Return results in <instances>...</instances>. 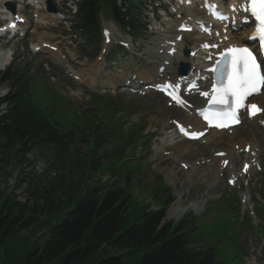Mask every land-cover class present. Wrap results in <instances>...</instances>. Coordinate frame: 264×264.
<instances>
[{
	"label": "trees",
	"instance_id": "16d2710c",
	"mask_svg": "<svg viewBox=\"0 0 264 264\" xmlns=\"http://www.w3.org/2000/svg\"><path fill=\"white\" fill-rule=\"evenodd\" d=\"M97 6L96 0H85L82 5L80 20L87 29L96 24ZM27 73L28 68L14 67L0 72V87L7 88L0 113V150L18 155L21 163L28 162L27 156L36 148L64 156L78 139L75 134L61 137L55 131L28 93ZM87 131V137L96 138L95 149L90 150L86 161L87 172L82 170L77 179L62 173L48 180L34 177L23 202L15 194L0 193V245L10 238L22 239L29 253L27 264H222L216 245L202 250L192 246L206 238L194 234L191 218L159 227L171 201L160 183L162 197L159 191L151 190L162 205L157 212L126 214L128 193L120 183L132 178L131 169L125 167L124 178L112 164L123 153L111 148L98 155L104 136L101 130ZM106 172L116 177L108 185L101 183L100 176L95 177ZM92 177L98 182L93 183Z\"/></svg>",
	"mask_w": 264,
	"mask_h": 264
},
{
	"label": "rangeland",
	"instance_id": "374dc122",
	"mask_svg": "<svg viewBox=\"0 0 264 264\" xmlns=\"http://www.w3.org/2000/svg\"><path fill=\"white\" fill-rule=\"evenodd\" d=\"M169 27L171 28V26ZM37 36H38L37 34L31 33L30 38L26 39L28 53H26L24 49H23L24 52L21 53L19 51L20 48L18 47V44L17 43L13 44V47H14L13 50H16L17 48V50L20 52V55L17 56L15 60V64L13 65L14 68H17V69L21 68L24 70L28 68V70L31 72L33 70L32 67L35 66V63H34V60L29 59V58H34L36 61V64L43 60L46 61L45 59L46 55L43 56L41 54H30L29 46H32L31 44H34L33 42L35 39H37ZM147 41L151 45L153 44L156 45L159 42H161V39L157 35H153L149 37ZM110 44L111 43H108L106 45L110 46ZM145 44H147V42H145ZM81 52L83 51L81 50ZM54 57L58 59L59 55L58 56L56 55ZM66 60L70 63V66L76 72L83 71L87 73L92 65L91 60L83 59L80 56V53L78 52V50H70L68 56H66ZM70 60H76L79 62L71 63ZM144 60L148 62L145 67L141 69H137V70H130L127 68L125 69L123 73L128 76H133V78H136V79L142 78L140 74L143 72L155 73L156 67L158 66V62H159L158 54L153 55V56H145ZM150 61L152 62L150 63ZM138 64H139L138 62L135 63V65H138ZM100 65L103 66V64H100ZM125 65L129 66L130 63L125 62ZM70 74L72 76H77L73 71H70ZM47 75L48 76H47L46 82L55 81L56 91L63 93V94L69 93L68 79H71V78L68 75H66V78L68 79H65L61 71L57 69L56 67H54L53 65L50 66V69ZM112 75L118 76V74H112ZM79 85L80 84L77 83V92L75 94L77 97H78L77 93L79 91V88H78ZM33 88L35 90V95L37 96V98L35 97V99L42 105L45 103L46 105L44 104L43 108L46 111L48 109L49 112L54 111V115L60 121H62L66 117V115H63L61 113V111L63 113L71 111V109L69 110L68 108L64 109V107L68 106V104L65 103L64 101H61L60 105H58L59 104L58 102H53V98L56 97V95L53 92L54 91L53 89L49 88L46 91L45 97L48 100L46 101L44 100L43 102V100L39 101L38 98L44 97V95H42L41 97H38V94H44V93H40L38 89L40 90L44 88V86H42L41 84L39 86H35V82H34ZM6 89H7L6 87H0V113L4 110L3 109L4 103L2 102V99L3 97H5L7 93ZM89 91L90 90H88V88L83 89V93L86 98H90L92 94H95V93L88 94ZM126 91H128V89L125 88V91H124L125 94L120 93L121 95H118V93L120 92L119 90H113V89L101 96H98L99 94H96L98 96V99L100 100V103L98 104L97 109L100 111V113L104 112L106 114L105 118L108 122L110 121L111 123H114V124L117 123L118 115L112 117L110 112H108L109 110L106 108L104 102H106L107 100L109 103L113 102L114 104H116V107L117 105L119 106V103H120L121 104L120 107L122 108V111L123 110L125 111V103L128 102V99H129V96H127L126 94H131L130 92H126ZM133 95H135L136 97L132 98L131 100L132 103L130 102L127 104V105L131 104V106H133L134 115L132 116V119L139 117L138 118L139 120L137 121L142 122V123L147 122L149 127H151L152 129L154 128L158 129L159 132H161L163 129L165 131L172 130V125L170 124V122H167L165 120V115H166V112H168L167 111L168 107L166 106V104H164L163 101L153 99L151 96H147L145 98H139L138 94H133ZM66 98L69 99L68 96H66ZM76 108H79V109L85 108L84 101L76 98V101L73 104V109H76ZM147 113L148 115H146ZM122 114L125 117V113L123 112ZM70 115H72V113H69L68 116ZM73 122L75 123L72 124V126H78L77 130L79 131H77V134L79 135L78 137L79 140L80 138L81 140L79 142L78 141L72 142L68 146L69 151H67L66 154H64V156L61 155L60 157L59 155L60 153L56 151H46V149L43 150L40 148H36L34 149L33 153L27 156L28 162L23 161V163H21L18 159V155L14 156L13 152L10 153V152H6L5 150H0V193L7 194L9 196H12L15 194L16 196L15 198L18 201L23 202L26 200V197H27L26 190L29 188V182L33 180L34 177H42L45 180H48V178L53 179L54 177L56 176L58 177L62 173V175L66 177L74 176V178L77 179L79 175L81 174L82 170L87 172L88 168H86V161L90 157L91 147L94 148L95 146H92L91 144L92 139L87 138L85 134L81 135L80 137V134L85 133L86 131L82 129L78 121L73 119ZM249 124H254L257 126L258 122L254 121ZM123 127L125 130V122L123 123ZM250 129L252 130V128ZM64 130L69 131L72 129L68 127ZM246 132L247 133L243 134L244 139L246 141H249L251 139L253 140L254 135L249 136L247 127H246ZM237 133L238 132L236 131L232 135L226 136V138L230 141V143L229 144L227 143V147L224 149L230 150V145L232 143L231 139H234V136ZM259 133H260L259 137L261 135H264L261 131H259ZM163 135L164 134H161V137ZM112 144H113L112 142L106 143L102 150L97 151V154L98 155L101 154L102 151L109 152V150L111 149L110 146ZM243 144L244 143L242 141H239L237 143V146L240 145L241 147L243 146ZM177 146L175 147V152L176 154L179 155V152H177V149H176ZM185 147H187L188 152L183 155L182 159L183 160H194L198 158L197 154L204 153V152H210L211 148L216 149V150L220 149L221 145L219 144V141H217L216 143H210L209 145L207 143L202 144V145L186 144L182 148H185ZM159 149H161L159 142H155L152 148L150 149L148 156H145L149 166H150V163L152 164L151 171L149 172L145 171V169L143 168V170L140 172V176H136V175L132 176V178H130L129 180H125V181L122 180V182L120 183L121 189H125V193H128V198L124 200L126 214H129V212L134 214L136 212H139V210H142V211L146 210V212H149V213L157 212L162 207V205L158 204V202L154 198V194H153L154 192H152L151 190L153 191L155 190V192L159 191L160 196L162 197L163 193H161L160 189H158L159 183L161 184V186L164 185V187L167 188L164 191V193L167 194L172 200L170 206H167L166 214L164 213L165 216L161 219L159 227L165 226L168 223L175 224V223L180 222L181 220H186V218L189 219L190 215L194 217H198V218H203L205 214L210 211V209H213L215 207H220L221 209V212H218L219 216L217 214L216 216L211 217L210 215L207 214L205 219L208 222L213 220V222H211V225H214L215 223L220 222V220H223V218L220 216L222 213L226 212L225 213L226 217H229L228 208L223 207L224 201L222 200V197L224 196V194L228 192H230L229 194L231 195V197L238 196V199H239V196H241L246 190H248L249 196L251 197V199L249 200L247 207L254 205L255 198H258L259 201L264 202V162L261 161V168L263 169V171L260 172L262 173L260 175V178H258L257 176H252L251 178H249V180L241 182L240 188H238V186H236V188H230L226 184L225 179L223 180L222 183L214 186L213 188H210L209 187L210 182H204L202 179L203 174L209 170L208 168H201L198 171V175L196 177L194 176L195 174L193 175L187 172V170H184L183 171L184 173L179 172L180 173L179 179L177 177H171V179L168 178L166 176L167 168H170L169 166L172 163H174L175 165H177V163L175 162L173 158L166 160V157L156 155V150L158 151ZM178 150H180V147L178 148ZM260 150H261L260 159L263 160L264 159V146L263 145L262 146L260 145ZM143 153H144L143 149H141L140 147L139 148L135 147V148L128 149L127 152L124 153V155L125 154L126 155L127 154L128 155H131V154L138 155V154H143ZM181 153H184V152H181ZM239 156H240L239 153L233 155L232 163H233V160H236ZM201 160L203 159L199 160L200 163H201ZM240 162L241 161L238 160L235 163L237 167L240 166ZM108 164L110 165L111 163H108ZM112 164L114 163L112 162ZM193 166L195 167V164ZM171 167H174V166H171ZM190 168L192 167L190 166L189 169ZM194 170L195 169H193V171ZM189 175L191 177L189 178L188 183L186 184L183 182V180L188 178L187 176ZM99 176L101 177L100 178L101 183L105 185H108L109 183L112 182V180L116 178V177H111V175L107 172L101 175L95 174V177H99ZM96 179L97 178H93L92 182L93 183L98 182ZM87 182H91V179H88ZM154 185H156V187H154ZM206 193L207 195L203 197V195ZM156 194L159 197V194L158 193ZM178 194L179 195L181 194L184 196V199H183L184 201H189V200L190 202L196 201L197 205L194 208L186 209L185 212L179 217H167L168 211L170 207L172 206L173 202L177 200ZM238 199L236 197V201L234 202L235 208L232 210L234 214L236 213V209H239L241 211L245 205L244 198H241L240 202ZM28 202L31 203V199H29ZM125 212H124V215H125ZM183 217H186V218H183ZM260 220H261V231H262V229H264V216H261ZM255 221L258 224L260 223L257 219ZM253 232H255V229H252L249 231V233H253ZM257 232H260V231H257ZM262 232L264 233V231ZM23 233L24 232H22V234ZM263 233H261V235L258 234L257 238H259L260 236H264ZM240 236L244 239V241H246L245 239L246 234L240 233ZM211 245L212 244L209 241L207 242L196 241L192 244V246L194 248H197V250L205 249L206 247L211 246ZM257 246H258V243H257ZM25 248L26 246L23 245L22 239L20 238L7 239L4 244L0 245V264H27L29 253L28 251L25 250Z\"/></svg>",
	"mask_w": 264,
	"mask_h": 264
},
{
	"label": "snow or ice",
	"instance_id": "6c2138e0",
	"mask_svg": "<svg viewBox=\"0 0 264 264\" xmlns=\"http://www.w3.org/2000/svg\"><path fill=\"white\" fill-rule=\"evenodd\" d=\"M243 10L251 11L252 16L258 21L255 31L249 39L258 40V45L264 47V0H249ZM19 19L17 17V20ZM12 27H15V24ZM228 53L231 54L230 60L225 56L224 60L217 61L216 66L211 69L217 74L216 84L213 85L212 102L225 105L226 108L223 111L205 115V119L209 123H212L213 120L219 121L216 125L218 127L227 126L225 121L238 123L237 109L239 108L249 110L250 115L264 111L255 104H245L249 96L258 94L261 87H264V74L260 70V64L257 63L255 56L248 48L233 47L228 49ZM203 95L208 96L209 94L205 92ZM178 102L183 103L179 100ZM181 131H185L182 126ZM185 134L197 138L203 133L186 132ZM225 163L227 162L225 161Z\"/></svg>",
	"mask_w": 264,
	"mask_h": 264
},
{
	"label": "bare ground",
	"instance_id": "6f19581e",
	"mask_svg": "<svg viewBox=\"0 0 264 264\" xmlns=\"http://www.w3.org/2000/svg\"><path fill=\"white\" fill-rule=\"evenodd\" d=\"M191 2L193 1V0H190ZM188 11L190 10L189 8L187 9ZM182 12H185L184 11V9L183 10H180L179 11V13H182ZM191 13H189V15H190ZM198 14H201L200 12H198ZM169 26H171V29H175V25H173V24H170ZM170 28V27H169ZM171 32L172 31H170V29H167L166 31H163L162 33H161V35H162V37L163 36H165V35H171ZM167 38V37H166ZM236 38V37H235ZM244 39V37L243 36H240V37H238V38H236V39H230L231 41H234L233 43H228V44H224V45H222L221 46V49H223L224 47H226V46H228V45H231V44H238L239 42V40H241V39ZM167 39H169V38H167ZM4 52V53H3ZM10 51L9 50H6V51H0V69L1 68H3L6 64H8V62H9V60H10ZM50 54L51 55H53V56H58L59 54H58V52H52V51H50ZM156 55V54H155ZM155 57V56H154ZM178 60H182L183 62H187V63H189V65H190V68H189V70L190 71H195L196 70V68H194V70H192V67H193V65H194V62L195 61H193V60H190V59H188L187 57H179L178 56V54H176L175 56H174V58H173V60H171L170 62H169V66L167 67V70L168 71H171V69H173V71H174V69H175V67H176V65L180 62V61H178ZM152 61H150V63H151ZM172 68H171V67ZM200 70H203V68L201 67L200 68ZM202 74H200V76H201ZM205 76H208V75H205ZM76 80L77 79H79L77 76H73ZM126 81H129V80H126ZM152 80L151 79H149V78H143V82L144 83H150ZM208 84L209 83H206L205 84V86L206 87H208ZM258 98V97H257ZM257 98H255V100L256 101H258L260 104H261V102H263L262 101V99H260V100H258ZM193 100H195V101H197V99H196V97H194V99ZM261 101V102H260ZM202 101H199V104L201 103ZM188 119H190L189 117H188ZM188 123V122H187ZM188 124H190V123H188ZM261 127V126H260ZM261 128H263V127H261ZM264 129V128H263ZM234 130H238V128H235ZM234 132H236V131H232V134L234 133ZM212 133L213 134H216L217 132H215V131H212ZM232 134H228V136L229 135H232ZM207 140H209V138H206L205 139V141H207ZM216 142H217V140H216ZM225 142L226 143H230V141L227 139V138H225ZM237 145V143L236 142H234L233 143V139H232V144L230 145V150H226V149H220V150H217V151H214V152H218V151H224V152H226V155H224L223 156V159H225V158H229V164H228V166H227V168L225 169V171H228V172H230V174H232V173H234L235 172V170H233V163H232V156L233 155H235V154H237L238 152L233 148L234 147V145ZM246 144L247 143H244L243 144V146H241V148H244L245 146H246ZM249 145H250V148H251V151H253L254 152V155H257V157H261V150H260V145H259V143H257V142H255V140L254 141H252V142H250V143H248ZM180 150H181V152H184V150H182V148H180ZM243 157H244V159H247V158H249V154H244L243 155ZM207 158V157H206ZM205 160V159H204ZM216 160V157H214L213 156V154H211L210 155V161H212V162H214ZM218 160H222V159H218ZM243 161H245V160H243ZM242 161V162H243ZM247 161V160H246ZM196 163V161H191V162H186V164L188 165V171H190V170H192L193 171V169H195V167L193 166L194 164ZM192 167V168H190L189 169V167ZM220 166H221V162H220ZM220 166H219V169H220ZM241 166H242V164H241ZM241 166H240V168H239V170L241 169ZM181 170L180 169H177L176 167H170V168H167V174H166V176L168 177V178H170L171 179V177H175L179 172H180ZM187 171V172H188ZM234 171V172H233ZM237 174L239 173V171L238 172H236ZM190 176V175H189ZM218 180H219V178H217ZM202 181V180H201ZM179 193V192H178ZM184 194V193H183ZM184 199V196L183 195H179L178 194V196H177V200H175L174 202H173V204H172V206L170 207V209H169V211H168V216L167 217H179L180 215H182L184 212H185V210L186 209H188V208H194L196 205H197V202L196 201H193V202H190V200L189 201H184L183 200Z\"/></svg>",
	"mask_w": 264,
	"mask_h": 264
}]
</instances>
